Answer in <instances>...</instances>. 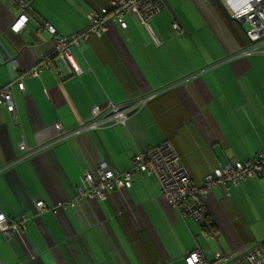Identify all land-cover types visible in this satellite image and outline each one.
Wrapping results in <instances>:
<instances>
[{
  "label": "crops",
  "instance_id": "1",
  "mask_svg": "<svg viewBox=\"0 0 264 264\" xmlns=\"http://www.w3.org/2000/svg\"><path fill=\"white\" fill-rule=\"evenodd\" d=\"M26 1L30 21L17 33L11 26L20 9L0 0V89L52 48L45 23L70 35L111 2ZM164 2L152 19L162 46L133 18L125 31L110 23L103 37L72 46L81 75L69 76L65 66L45 71L27 78L24 91L13 85L14 113L0 105V211L27 217L10 237L0 232V264H186L194 249L214 262L264 241V178L211 191L200 223L177 212L155 176L135 174L129 189L107 192L105 200L78 198L86 173L96 176L102 161L123 173L136 154L165 140L194 184L264 148V56L238 55L250 45L245 23L229 20L212 0ZM160 90L125 126L51 145L110 102ZM38 201L47 209L40 212Z\"/></svg>",
  "mask_w": 264,
  "mask_h": 264
},
{
  "label": "built area",
  "instance_id": "2",
  "mask_svg": "<svg viewBox=\"0 0 264 264\" xmlns=\"http://www.w3.org/2000/svg\"><path fill=\"white\" fill-rule=\"evenodd\" d=\"M9 1L20 9L19 16L11 26L14 32L20 33L30 21L29 3L26 0ZM222 1L234 20L250 24V29L247 31L250 45L242 49L238 55L264 56V0ZM165 7L164 0H111L107 7L91 10L87 15V26L70 35H63L52 24L45 23L43 29L52 40V48L41 56L34 68L15 76L11 83L0 89V105L6 107L10 113H14L13 85L17 84L18 88L24 91L27 78L39 77L45 71H58L60 67L65 66L69 76L81 75L83 70L73 56L72 46L81 47L93 35L103 37L108 32L110 23L118 25L125 31L129 24L128 18H133L156 47L162 46L163 41L157 34L152 19ZM174 29H178L176 25ZM162 91L124 102H110L105 110L90 121L64 134L51 145L106 127L111 123L125 126L132 114L137 113ZM38 151L40 149L34 153ZM29 155V153L24 155L18 162ZM135 174L155 176L160 182L163 197L177 212L183 217H190L200 223L208 215L205 201L211 191L219 187H239L247 181L264 178V148L250 161L232 160L225 165H218L204 177L201 184H194L188 171L180 162L172 143L165 140L158 146L136 154L132 167L123 173L112 170L106 162L102 161L96 176L86 173L84 183L87 190L79 189L78 198L105 200L107 192L129 189ZM76 202L70 201L68 204L76 206ZM58 207L64 208V204H59ZM36 208L40 212L47 209L44 201H38ZM26 221L27 217L20 220L9 219L0 211V232L10 237L14 232L24 229ZM263 253L264 241H261L244 251L218 254L214 262L208 261L200 249H194L185 256V262L186 264H263Z\"/></svg>",
  "mask_w": 264,
  "mask_h": 264
},
{
  "label": "water",
  "instance_id": "3",
  "mask_svg": "<svg viewBox=\"0 0 264 264\" xmlns=\"http://www.w3.org/2000/svg\"><path fill=\"white\" fill-rule=\"evenodd\" d=\"M214 2L216 3V5L218 6V8L221 10V12L229 19V20H233L231 17V14L229 12V10L227 9V7L225 6V4L223 3L222 0H214ZM133 115V114H132ZM115 125L114 123H111L107 126H112Z\"/></svg>",
  "mask_w": 264,
  "mask_h": 264
},
{
  "label": "rangeland",
  "instance_id": "4",
  "mask_svg": "<svg viewBox=\"0 0 264 264\" xmlns=\"http://www.w3.org/2000/svg\"><path fill=\"white\" fill-rule=\"evenodd\" d=\"M243 29L245 30H249L250 29V24L249 23H245V25H242Z\"/></svg>",
  "mask_w": 264,
  "mask_h": 264
}]
</instances>
